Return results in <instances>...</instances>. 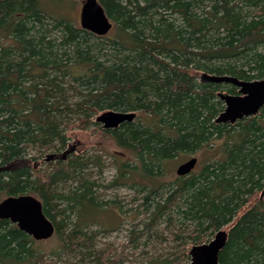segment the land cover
Returning a JSON list of instances; mask_svg holds the SVG:
<instances>
[{
	"label": "trees",
	"instance_id": "trees-1",
	"mask_svg": "<svg viewBox=\"0 0 264 264\" xmlns=\"http://www.w3.org/2000/svg\"><path fill=\"white\" fill-rule=\"evenodd\" d=\"M97 1L112 22L104 36L47 13L41 0H0V194L41 201L60 243L54 254L74 251L77 264H121L128 243L119 251L97 248L100 231L88 234L67 220L76 210L81 216L83 204L99 205L98 183L81 171L90 158L73 149L65 162L49 154L45 160L58 161L41 171L28 149L63 150L65 130L98 127L96 112H139L137 123L136 115L99 129L130 152L104 186H129L141 205L153 196L155 215L176 211L188 232V244L179 247L186 262L190 246L224 229L218 264H264V105L254 116L216 123L224 107L218 92L236 94L237 88L199 79L202 73L264 78V0ZM199 150L207 158L189 174L157 180L165 161ZM33 242L0 220V264H55L33 250Z\"/></svg>",
	"mask_w": 264,
	"mask_h": 264
},
{
	"label": "rangeland",
	"instance_id": "rangeland-1",
	"mask_svg": "<svg viewBox=\"0 0 264 264\" xmlns=\"http://www.w3.org/2000/svg\"><path fill=\"white\" fill-rule=\"evenodd\" d=\"M82 1L41 0V6L43 10L51 15L70 17L73 22L78 24ZM70 2L72 6H70ZM46 19L47 22H51L50 18L47 17ZM100 113H94L92 120L94 121L95 117ZM136 115L135 122L137 123L140 120V113L136 112ZM99 129H102L100 125L98 127L89 125L85 130L77 128L65 130L64 133L69 138L67 141V145L69 146H65L63 150L58 152L49 150L43 154H38L34 149H28L29 155H37L34 168L41 171H45L48 166L58 161L57 159L45 160L47 155L56 154L61 161L65 162L67 157L65 153L70 151V149H73L71 154L80 155L84 159L90 158L92 161L86 167L84 166L81 171L84 177L98 183L99 187L94 188V191L96 193V202L99 205L95 208L83 204L79 207L81 216H79L78 210H76L72 212L67 220L70 223L75 221L83 225L84 231L88 234L95 230L100 231L95 236L97 248L112 246V248L119 251L122 245L128 243V248L125 249V252L128 253L129 257L121 264H161L164 260L171 261V264H188V261L186 262L179 252L181 244H188V239L185 237L188 232L183 231L186 225L180 222L176 211L170 208L155 215L153 211L154 206L151 203L153 196L149 198L148 203L146 202L147 204L141 205V200L133 201L134 192L129 186L112 185L108 188L104 186L116 177L117 165L122 160H130V152L116 146L113 139L100 133ZM190 156L197 158L195 168L207 158V155L200 150L193 155L185 153L177 154L172 159L164 162L163 174L156 177L157 180L161 183L174 179L176 177V167ZM95 157H100V162H98L100 166L93 164ZM72 184L73 180H69L65 186L67 188ZM61 188L63 187H58L59 190ZM159 191L162 194L166 193L167 189L163 188ZM5 197V194H0V200ZM112 201L116 203L113 204ZM154 201H156L155 198ZM56 206L58 207V205ZM168 216H170V221L167 220ZM57 219H60V217ZM71 226L68 224L65 231L67 232ZM179 230H181V233L174 236L173 233ZM59 244L58 238L53 236L47 240L33 242L32 248L46 258L53 259L55 264H77L79 262V255L74 251L69 252L67 250L60 252V254H54L59 251ZM56 256L59 259H56Z\"/></svg>",
	"mask_w": 264,
	"mask_h": 264
},
{
	"label": "water",
	"instance_id": "water-1",
	"mask_svg": "<svg viewBox=\"0 0 264 264\" xmlns=\"http://www.w3.org/2000/svg\"><path fill=\"white\" fill-rule=\"evenodd\" d=\"M80 28L104 36L112 28V22L97 0H83L79 12ZM200 82L228 83L237 88L236 94L218 92L223 102V110L217 115L216 123H235L243 118L256 115L264 105V78L240 80L236 77L200 74ZM136 117L135 112L107 110L96 116L95 121L103 129H113L123 122H130ZM51 156H48L49 160ZM197 164V158L190 156L175 169V175L182 177L189 174ZM0 220H8L18 230L30 236L34 241H43L54 234L53 223L43 213L42 203L30 194L10 195L0 200ZM228 232L219 229L212 239L192 245L188 251V264H218L219 252L224 248Z\"/></svg>",
	"mask_w": 264,
	"mask_h": 264
}]
</instances>
